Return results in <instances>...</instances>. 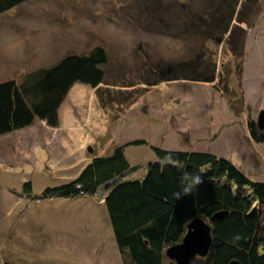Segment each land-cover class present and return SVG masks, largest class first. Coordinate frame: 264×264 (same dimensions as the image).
I'll use <instances>...</instances> for the list:
<instances>
[{"label": "rangeland", "instance_id": "rangeland-1", "mask_svg": "<svg viewBox=\"0 0 264 264\" xmlns=\"http://www.w3.org/2000/svg\"><path fill=\"white\" fill-rule=\"evenodd\" d=\"M250 3L245 23L231 22L243 32L236 53L228 34L217 44L190 33L193 15L209 24L215 0H30L0 16V83L96 46L108 55L97 91L82 84L70 90L59 129L36 120L0 137V264H120L102 191L70 199H42L41 192L131 141L147 145L125 149L136 169L127 179L144 177L153 146L210 153L264 181V143L248 132L264 112V0ZM214 64L211 84L170 78L175 69L191 76L186 68L199 73ZM165 67L173 71L163 78Z\"/></svg>", "mask_w": 264, "mask_h": 264}, {"label": "trees", "instance_id": "trees-1", "mask_svg": "<svg viewBox=\"0 0 264 264\" xmlns=\"http://www.w3.org/2000/svg\"><path fill=\"white\" fill-rule=\"evenodd\" d=\"M29 1L0 0V16ZM211 1L207 0V5ZM215 1L217 8L208 13L212 16L209 24L203 26L202 16L193 15L190 33L200 31L217 44L228 34V45L236 53L235 41H241L243 34L238 25L245 23L243 14L253 4L250 0L241 6L239 0ZM226 1L230 5L226 6ZM235 17L238 25L231 26ZM107 63L106 50L96 46L82 55H66L18 80L0 83V137L27 129L36 120L57 129L61 106L73 86L82 84L97 91L104 83ZM186 69L191 76L175 69L170 78L214 83L215 64L199 73L192 67ZM172 71L166 68L162 77ZM248 132L254 143H264V132L253 124L248 125ZM143 145H147L144 140H135L114 148L109 156L94 157L76 179L45 188L41 198L70 199L102 191L121 264H164L166 250L181 243L194 220L203 221L211 230L212 242L204 264H264V181L245 176L230 161L210 153L153 146L150 149L155 160L146 166L144 177L127 179L136 169L124 151ZM23 189L30 193L31 182Z\"/></svg>", "mask_w": 264, "mask_h": 264}, {"label": "water", "instance_id": "water-1", "mask_svg": "<svg viewBox=\"0 0 264 264\" xmlns=\"http://www.w3.org/2000/svg\"><path fill=\"white\" fill-rule=\"evenodd\" d=\"M264 126V112L258 117V129ZM91 153V149H88ZM211 230L201 220H194L187 226L186 234L179 245L166 250L169 264H190L196 257L205 258L211 246ZM235 264V263H234Z\"/></svg>", "mask_w": 264, "mask_h": 264}, {"label": "crops", "instance_id": "crops-1", "mask_svg": "<svg viewBox=\"0 0 264 264\" xmlns=\"http://www.w3.org/2000/svg\"><path fill=\"white\" fill-rule=\"evenodd\" d=\"M68 95H69V94H68ZM67 99H68V98H67ZM67 99H66V100H67ZM65 102H66V101H65ZM63 105H64V103H63ZM63 105H62V106H63ZM62 106H61V107H62ZM59 119H60V117H59ZM60 127H61V120H60V123H59V127H58L57 129H59ZM62 133H63L64 135H67V134H66V131H62ZM62 133H61V134H62ZM99 203H100V204L103 203L102 199H100V202H99ZM117 254H118V256H119V253H117ZM120 264H121V262H120Z\"/></svg>", "mask_w": 264, "mask_h": 264}, {"label": "clouds", "instance_id": "clouds-1", "mask_svg": "<svg viewBox=\"0 0 264 264\" xmlns=\"http://www.w3.org/2000/svg\"><path fill=\"white\" fill-rule=\"evenodd\" d=\"M166 159H168V158H166ZM174 163V162H173ZM195 182H199V177H196V180H195ZM185 191H187V189H185Z\"/></svg>", "mask_w": 264, "mask_h": 264}]
</instances>
